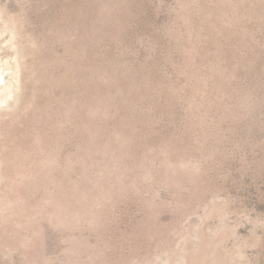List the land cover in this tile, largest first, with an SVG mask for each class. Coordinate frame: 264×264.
<instances>
[{"label": "rangeland", "instance_id": "rangeland-1", "mask_svg": "<svg viewBox=\"0 0 264 264\" xmlns=\"http://www.w3.org/2000/svg\"><path fill=\"white\" fill-rule=\"evenodd\" d=\"M0 264H264V0H0Z\"/></svg>", "mask_w": 264, "mask_h": 264}]
</instances>
